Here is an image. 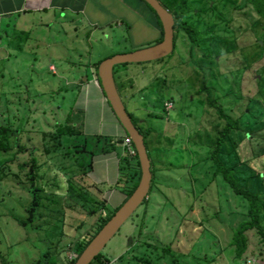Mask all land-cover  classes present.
I'll return each instance as SVG.
<instances>
[{
    "label": "rangeland",
    "instance_id": "374dc122",
    "mask_svg": "<svg viewBox=\"0 0 264 264\" xmlns=\"http://www.w3.org/2000/svg\"><path fill=\"white\" fill-rule=\"evenodd\" d=\"M245 3L190 0L195 11L187 19L199 25L198 45L181 30L169 56L116 65L125 106L144 130L152 129L148 147L155 181L147 204L102 250L106 264H264V242L256 230L247 233L242 258L230 245L249 205L215 175L211 146L225 119L208 98L241 118L244 157L256 156L250 165L242 162L240 184H248L246 166L264 179V51L253 43L263 38L264 21L237 39L248 19L246 9L237 7ZM252 15L257 19L256 11ZM7 27L10 36H0V127L20 134L18 143L12 137L9 151H0V264H35L45 251L68 264L120 199L115 191L119 154L125 151L121 141L123 148L111 144L123 131L116 115L94 88L77 84L79 76L87 75L88 63L154 45L160 36L144 25L133 40L125 26L96 28L84 17L75 23L52 20L24 36L13 32L14 20ZM127 89L133 93L129 99ZM69 113L81 132L64 135L60 146L56 129ZM33 156L41 205L34 222L22 225L33 200Z\"/></svg>",
    "mask_w": 264,
    "mask_h": 264
},
{
    "label": "trees",
    "instance_id": "16d2710c",
    "mask_svg": "<svg viewBox=\"0 0 264 264\" xmlns=\"http://www.w3.org/2000/svg\"><path fill=\"white\" fill-rule=\"evenodd\" d=\"M146 3L144 0H142ZM166 8H168L175 19L174 25V32H175V47L177 43V34L179 31L183 30L190 42L193 45H198L200 39L202 38V33L200 32L199 25L191 23L187 19L189 14L192 11H195L192 5L190 4V0H159ZM245 6H239L237 8L244 10L245 16H247V22L245 27H240L239 30L240 34H237L236 38H240L242 35L241 33L245 34L247 31H254L256 25L262 23L264 21V0H245ZM147 4V3H146ZM150 9L154 12L157 17L158 24L161 29V36L158 39L157 43L163 40V27L162 23L159 19V16L155 12V10L147 4ZM246 7V8H245ZM256 11L258 14L257 19L252 15V12ZM254 44H257L263 51H264V35L262 37H255ZM175 50V48H174ZM174 52V51H173ZM172 52V53H173ZM171 53V54H172ZM169 56V55H168ZM209 56V55H208ZM102 60L98 61L94 64V72L96 78L101 86V82L98 75V67ZM127 64V63H125ZM115 68L114 67V78H115ZM116 82V79H115ZM117 89L119 91L118 85L116 83ZM102 87V86H101ZM103 90V89H102ZM104 92V91H103ZM126 98H130L131 94L128 95L129 90H126ZM120 93V91H119ZM105 95V93H104ZM106 96V95H105ZM108 101V100H107ZM208 103L211 106H215L218 108V113L225 119L224 127L218 131V136L211 146L213 147L212 150V159L216 165L215 175H222L225 182L231 187L234 193L244 197L249 205L248 208V218L246 220L241 221L237 227L233 231L232 240L230 245L234 247L236 251V255L238 258H242L243 255L246 253L249 247V237L248 232L251 230H256L259 236L261 237L262 242H264V179L261 178V175L257 174L250 166H246L244 169L245 179H248V184L242 185L239 182V177L237 171L240 169L242 162L244 161L246 164L250 165L251 161L256 157L255 155H251L250 157H244L243 153V146L245 144V140L247 139V133L241 134L242 127H241V118L240 117H233L231 114L226 113L224 110L218 106L214 100L208 98ZM109 104V102H108ZM110 105V104H109ZM111 107V105H110ZM112 109V107H111ZM127 109V107H126ZM113 111V109H112ZM128 111V109H127ZM114 112V111H113ZM129 115L131 116L134 123L137 125L141 133L144 135L146 146L149 152L148 147V137L152 132V129L144 130L140 125L139 121L135 119L132 114L128 111ZM115 114V113H114ZM117 118V116H116ZM71 113L68 114L67 118L63 123L58 124L56 129V137L59 145H62L61 138L65 136H73L79 134L81 131L80 128L76 129L70 122ZM118 119V118H117ZM119 121V120H118ZM120 122V121H119ZM121 124V123H120ZM122 125V124H121ZM123 127V126H122ZM20 134V130H14L9 126H1L0 127V151H9L10 141L12 137H15L16 143L17 137ZM240 135L238 141L234 138L235 136ZM128 133L123 127V131L121 134L116 136L115 141L111 140V144H120V141L124 140V138L128 137ZM227 143H231V148L226 149ZM121 148H123L122 144H120ZM133 148L136 150L134 144H132ZM109 152V151H106ZM150 156V153H149ZM31 165H30V172L28 174V179L31 182L32 186V193H33V200L30 204L27 211L29 212V219L27 221H20L22 225H28L34 222L35 214L37 209L41 205V196L39 194V188L37 187V158L34 156L31 158ZM151 159V157H150ZM154 164L151 159V171H152V182L150 191L152 190L153 183L155 181L154 177ZM119 171L120 175L116 185L115 193H119L121 195L118 201H113L112 208H108V212L101 217V220L95 226L92 233L89 234L88 237H85L80 241L81 252L84 248L89 244V242L95 237V235L100 231V229L104 226V224L114 215V213L123 205V203L131 196L133 191L138 186L140 179H141V165L139 161L138 154L136 153L135 156H132L128 153L125 148V151L122 150L119 154ZM254 179V180H253ZM252 181H256V187L252 185ZM132 182L130 186L129 183ZM149 191V194H150ZM148 202V198H146L143 202L146 205ZM105 207V206H104ZM77 256V257H78ZM0 257H2L0 255ZM77 257L71 260L68 264H74ZM104 256L100 253L92 262L91 264H106L104 260ZM35 264H62L57 260L56 254L50 253L49 251H45L41 254L40 258L35 262ZM150 264V263H148Z\"/></svg>",
    "mask_w": 264,
    "mask_h": 264
},
{
    "label": "crops",
    "instance_id": "0c3cea01",
    "mask_svg": "<svg viewBox=\"0 0 264 264\" xmlns=\"http://www.w3.org/2000/svg\"><path fill=\"white\" fill-rule=\"evenodd\" d=\"M80 17H84L96 28L110 26L113 29V26H116L120 29L125 26L127 32L131 31L133 40H138L144 25L161 36L156 15L142 0H0V36L2 32L3 38L10 36L5 30L12 20L15 26L13 32L20 31L24 36L27 32L34 31V28L37 29V25L45 23L50 25L52 20L59 23L71 21L75 23ZM94 64L86 65L87 75L81 74L77 84L90 85L102 95L104 103H107V98L96 78ZM55 68L54 65L50 66L51 70ZM121 133L122 131L118 135Z\"/></svg>",
    "mask_w": 264,
    "mask_h": 264
},
{
    "label": "water",
    "instance_id": "95a60500",
    "mask_svg": "<svg viewBox=\"0 0 264 264\" xmlns=\"http://www.w3.org/2000/svg\"><path fill=\"white\" fill-rule=\"evenodd\" d=\"M159 16L163 27V40L134 51L117 53L103 59L98 67V75L102 89L115 115L131 138L141 165V179L131 196L104 224L95 237L77 257L74 264H91L102 252L108 242L120 231L126 221L135 213L146 198L151 187V159L146 146L144 135L129 115L122 97L117 89L114 78V67L125 63H141L159 60L170 55L175 48V19L172 12L159 0H144ZM123 143V140L121 141Z\"/></svg>",
    "mask_w": 264,
    "mask_h": 264
},
{
    "label": "built area",
    "instance_id": "2783aa9c",
    "mask_svg": "<svg viewBox=\"0 0 264 264\" xmlns=\"http://www.w3.org/2000/svg\"><path fill=\"white\" fill-rule=\"evenodd\" d=\"M132 144L133 142L129 136L124 138L123 146L126 148L130 155L135 156L137 151L133 148ZM250 263L255 264V260L251 261Z\"/></svg>",
    "mask_w": 264,
    "mask_h": 264
}]
</instances>
